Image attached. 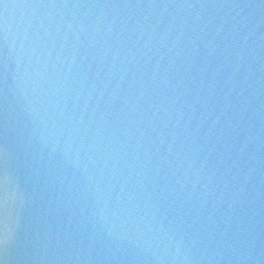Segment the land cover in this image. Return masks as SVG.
Segmentation results:
<instances>
[{"label": "water", "instance_id": "95a60500", "mask_svg": "<svg viewBox=\"0 0 264 264\" xmlns=\"http://www.w3.org/2000/svg\"><path fill=\"white\" fill-rule=\"evenodd\" d=\"M6 264H264V0H0Z\"/></svg>", "mask_w": 264, "mask_h": 264}, {"label": "snow or ice", "instance_id": "6c2138e0", "mask_svg": "<svg viewBox=\"0 0 264 264\" xmlns=\"http://www.w3.org/2000/svg\"><path fill=\"white\" fill-rule=\"evenodd\" d=\"M2 176H0V182H2ZM3 213H4V204L0 200V264H6V261L3 256V246L6 243L4 231H3Z\"/></svg>", "mask_w": 264, "mask_h": 264}]
</instances>
